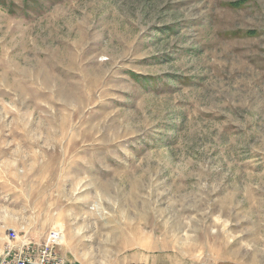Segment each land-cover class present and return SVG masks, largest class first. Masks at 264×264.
<instances>
[{"label": "rangeland", "instance_id": "rangeland-1", "mask_svg": "<svg viewBox=\"0 0 264 264\" xmlns=\"http://www.w3.org/2000/svg\"><path fill=\"white\" fill-rule=\"evenodd\" d=\"M1 226L264 264V0H0Z\"/></svg>", "mask_w": 264, "mask_h": 264}, {"label": "built area", "instance_id": "built-area-1", "mask_svg": "<svg viewBox=\"0 0 264 264\" xmlns=\"http://www.w3.org/2000/svg\"><path fill=\"white\" fill-rule=\"evenodd\" d=\"M7 238L16 245L10 246L0 256V264H68L57 253L63 242L58 230L50 231L41 244L33 247L25 240H19L15 232H9Z\"/></svg>", "mask_w": 264, "mask_h": 264}, {"label": "crops", "instance_id": "crops-1", "mask_svg": "<svg viewBox=\"0 0 264 264\" xmlns=\"http://www.w3.org/2000/svg\"><path fill=\"white\" fill-rule=\"evenodd\" d=\"M0 234L4 237L0 238V256L6 251L10 246L16 245L15 242H11L7 238L6 230L1 226ZM122 264H177L173 262L171 256H169L165 249L158 246L155 249H148L144 252H130ZM216 264H235L231 261H219Z\"/></svg>", "mask_w": 264, "mask_h": 264}]
</instances>
